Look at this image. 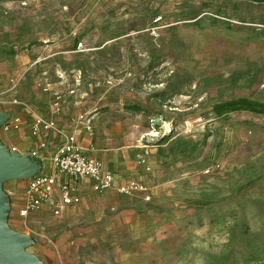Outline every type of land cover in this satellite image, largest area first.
<instances>
[{
	"label": "rangeland",
	"instance_id": "1",
	"mask_svg": "<svg viewBox=\"0 0 264 264\" xmlns=\"http://www.w3.org/2000/svg\"><path fill=\"white\" fill-rule=\"evenodd\" d=\"M56 94L111 120L102 139L118 123L151 195L86 194V264H264V114L217 110L264 106V0H0V137ZM50 220L22 236L53 241Z\"/></svg>",
	"mask_w": 264,
	"mask_h": 264
},
{
	"label": "crops",
	"instance_id": "2",
	"mask_svg": "<svg viewBox=\"0 0 264 264\" xmlns=\"http://www.w3.org/2000/svg\"><path fill=\"white\" fill-rule=\"evenodd\" d=\"M14 104L20 105L15 101ZM38 116L53 119L59 131H42L34 135L32 124ZM80 116H84V119L78 122ZM16 120H19L18 128L14 127ZM77 122L78 124H76ZM111 123V120L102 116L87 117L86 114L69 112L67 108H64V103L60 113L55 114L53 102L48 110H37L35 107L29 106L8 118L4 125L6 134L0 137L2 143L0 150L5 153V156H9L17 171L12 176L0 181L1 223L10 234L19 237V241L21 240L20 249L26 255L28 264H86L80 258L78 251L79 239H76L78 237L76 228L71 229L78 223L80 215L86 207L84 204L86 194L96 193L90 179L84 178L76 182L78 195L81 199L78 205L65 207L59 216L53 214L51 206H46L28 218L32 223H34L32 220L38 219L37 223L45 226L50 223L51 218H58L59 220H55V224L61 228V234L55 236L53 241L44 242L41 239H34L31 242L22 236L24 235L22 233L24 219L20 216V210L24 205L25 192L33 178L52 173L51 158L63 142L62 133L74 135L76 144L81 151L86 156L100 161L106 170L115 175L118 183H126L131 180L142 182L140 178L132 177L133 171L131 170L136 169L137 166L128 161V145L114 146L112 143H108V140L117 139L115 126L118 123H114L112 134L107 139H102L101 130L104 129V124ZM6 126L9 130H6ZM11 140L14 142V145L11 146L12 153L6 148ZM42 143L46 145L44 148L41 147ZM32 152H37L38 156L33 157ZM108 191L118 192L115 189ZM118 194L120 193L118 192ZM139 195L144 199L143 194ZM101 264H128V253L122 252L116 262Z\"/></svg>",
	"mask_w": 264,
	"mask_h": 264
},
{
	"label": "built area",
	"instance_id": "3",
	"mask_svg": "<svg viewBox=\"0 0 264 264\" xmlns=\"http://www.w3.org/2000/svg\"><path fill=\"white\" fill-rule=\"evenodd\" d=\"M62 104V96L56 94L53 101L55 114L60 113ZM83 119L84 116H80L77 121L80 122ZM14 127H19V120H16ZM5 128L9 130L8 126ZM32 131L34 135H37L42 131L59 130L53 119L38 116L34 119ZM62 135L64 136L63 142L51 158L52 173L35 177L28 185L24 205L20 210V216L24 221H27L33 213L40 212L46 206H51L53 214L59 216L65 207L78 205L81 199L78 195L76 182L84 178L92 180L93 189L96 193L115 189L123 195L139 193L143 194L145 201L151 200L149 189L144 183L137 180L118 183L115 175L106 170L100 161L86 156L81 151L76 144L74 135L65 133ZM45 146L44 143L41 144V147L44 148ZM31 155L37 157L38 153L32 152Z\"/></svg>",
	"mask_w": 264,
	"mask_h": 264
},
{
	"label": "water",
	"instance_id": "4",
	"mask_svg": "<svg viewBox=\"0 0 264 264\" xmlns=\"http://www.w3.org/2000/svg\"><path fill=\"white\" fill-rule=\"evenodd\" d=\"M0 150V181L12 176L16 166L9 156ZM13 236L1 223L0 211V263L1 264H28L27 257L20 249L21 240Z\"/></svg>",
	"mask_w": 264,
	"mask_h": 264
},
{
	"label": "trees",
	"instance_id": "5",
	"mask_svg": "<svg viewBox=\"0 0 264 264\" xmlns=\"http://www.w3.org/2000/svg\"><path fill=\"white\" fill-rule=\"evenodd\" d=\"M263 108L264 106L258 103H253L248 101H238V102L219 105L217 107V110L220 111V113L250 111L253 113L264 114V110H262Z\"/></svg>",
	"mask_w": 264,
	"mask_h": 264
}]
</instances>
